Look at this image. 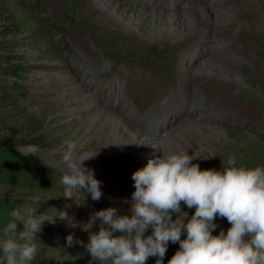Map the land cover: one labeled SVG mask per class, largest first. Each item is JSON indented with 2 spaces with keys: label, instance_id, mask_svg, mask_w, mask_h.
Segmentation results:
<instances>
[{
  "label": "rangeland",
  "instance_id": "1",
  "mask_svg": "<svg viewBox=\"0 0 264 264\" xmlns=\"http://www.w3.org/2000/svg\"><path fill=\"white\" fill-rule=\"evenodd\" d=\"M91 1L0 0L15 21L14 28L3 37L2 43L5 51L0 58V95L4 97V107L0 108V113L8 112L13 116L16 126L20 124V118L31 119L33 128L36 127L35 123L38 124L36 135L40 136L43 142L40 145L18 147L12 144L0 145V240L4 238V226L12 219L10 213L17 206L36 207V216L46 211L47 214H53V209L57 212L66 210L80 222H87L91 213L109 206L117 207L118 215L131 216L125 201L131 200L135 190L132 174L146 166L148 160L153 158L148 157L132 170H124L118 175L114 172V167L121 162L118 158L110 160L108 164L113 167L107 168L104 174L97 169L85 168L92 170L95 178L101 182V199L93 201L90 194L84 193L83 190L74 192L73 198H66L61 183L53 175L50 182L47 181L40 170L49 167L62 178V152L65 142L71 139L77 144V156L89 151L94 142L80 145L83 139L90 135L87 131L88 113L78 111L72 119V116L62 113L66 107L65 102H55L57 89L63 87L53 83L58 74L68 73L86 92L97 98L104 110L128 115L131 126L139 128L145 134L149 133L147 135H154L155 138L161 136V139H168L171 134L182 131L181 128L175 130L174 125L183 117H198L201 121L209 119L204 116L201 107L191 108L190 95L193 90L189 88L190 93L184 92V87L178 81L176 65L177 60H181L184 72L192 74L200 71L205 65L204 59L212 54L215 48L211 42V31L199 37L196 42H183L181 49L185 50L186 54L181 59L179 49L171 53L167 43L149 42L147 31L153 27V18L146 17L140 22L141 33L133 28L114 30L111 29L112 25L94 21L100 9L95 8L94 1ZM108 1L117 10L126 9L125 5H128L162 14L177 11L184 16L180 10L182 0H126L125 3L119 0ZM241 1L198 2L206 4L205 7L216 12L225 7L226 2L238 5ZM259 2L263 3L264 0ZM2 23L0 19V28ZM262 36L264 40V30ZM80 42H84L96 56L109 61L110 66H91L81 55L83 48H80ZM242 48L245 49L244 46ZM262 56L264 57V54ZM261 66L260 69L264 73V66ZM238 69L243 73L249 72V68L244 64L239 65ZM45 78L49 79V83H43ZM248 80L240 94H237L236 100L239 103H253L264 113V83L253 78ZM191 83H195L194 78ZM209 87L214 90V95L221 96V99L230 98L226 95L229 93L227 89L218 83L214 82ZM71 105L77 107L78 103L71 102ZM147 111L153 121H147L146 117H143L141 123H137L140 114ZM209 123L224 131V136L221 137L223 142H212V149L202 154V162L199 163L201 169L219 170L222 168V159L226 160L232 154L237 157L238 163L246 166L264 165V128L258 129L256 124L239 125L235 118L227 114L219 115L215 119L213 117ZM172 126L175 129L170 131ZM13 132L15 137H28L24 132L15 129ZM173 138L177 140L178 136L174 135ZM159 145L160 151H170L161 141ZM110 170L118 178L106 180L105 175L112 173ZM33 175L41 185L34 182ZM181 208L188 212L189 216L195 211V208L188 209L183 202ZM175 218L173 215V219ZM54 219L55 223L45 221L42 231L36 234L42 244L39 245L41 250L35 259L48 258L58 264H99L91 259L81 244L66 246L69 233L73 234L74 240L83 241L84 244L88 242L89 233L80 227H67V222L58 216ZM215 223L217 228L214 235L225 226L230 227L226 218L219 216L216 217ZM99 225L100 221L97 220L93 231H98ZM22 228L23 225L18 221L17 230ZM150 232L151 229L146 235ZM185 236L186 233H182L181 239ZM178 248V242H169L163 264H167ZM155 261L156 257H149L146 264H155Z\"/></svg>",
  "mask_w": 264,
  "mask_h": 264
},
{
  "label": "clouds",
  "instance_id": "2",
  "mask_svg": "<svg viewBox=\"0 0 264 264\" xmlns=\"http://www.w3.org/2000/svg\"><path fill=\"white\" fill-rule=\"evenodd\" d=\"M76 147L69 139L62 152L63 195L73 198L74 192L83 190L99 201L101 182L81 166L89 155L77 156ZM199 157L197 152L189 155L187 149L160 151L136 170L135 190L125 201L131 216L118 215L119 209L109 206L80 222L66 210L36 216V207L13 208L0 240L3 264L33 261L42 244L36 234L45 221L55 223L57 216L67 227L89 233L87 244L69 233L66 246L81 244L99 264H146L149 257L163 264L169 242H178L179 248L167 264H264V165L246 166L232 154L222 159L219 170L201 169L193 163ZM182 202L188 209L195 208L194 213L189 216L183 211ZM217 216L226 218L230 227L214 235ZM97 220L98 231H93ZM18 221L23 225L19 231Z\"/></svg>",
  "mask_w": 264,
  "mask_h": 264
},
{
  "label": "bare ground",
  "instance_id": "3",
  "mask_svg": "<svg viewBox=\"0 0 264 264\" xmlns=\"http://www.w3.org/2000/svg\"><path fill=\"white\" fill-rule=\"evenodd\" d=\"M92 1L95 3L94 7L100 9V13L94 18V21L112 25L111 29L114 30L133 28L141 33L139 31L140 22L146 17L153 18V27L147 31L149 42L151 44L165 42L169 45L171 53L179 49L181 59L186 54L185 50L181 49L183 42H196L199 37L210 33V31L211 42L215 48L213 53L204 59L205 65L197 73L184 72L181 60H177L179 83L184 87V92L190 93L189 88L193 90L190 95L191 108L201 107L204 110L202 113L209 119L201 121L198 117H183L175 123L176 129L174 126L169 128L170 131L179 128L182 131L171 134L172 136L168 139H163L164 137L161 139V136L155 138L154 135H147L149 133L145 134L139 128L131 126L128 115L104 110L100 107L97 98L92 93L86 92L81 84L76 83L74 77L68 73L58 74L53 83L63 85L62 88L57 89L55 98V102H65L66 104L62 113L72 116V119L78 111L88 113L86 115L89 121L87 131L90 135L83 139L80 145L92 142L94 145L83 154L89 155L87 159L81 161L83 168L97 169L104 174L107 168L113 167L112 164H108L110 160L118 158L121 162L116 163L117 167H114L116 169L113 170L115 173L117 172V175L121 174L124 170H132L148 157L159 155L160 141L170 151L187 149L189 155L197 152L200 157L193 163L199 164L202 162V154L212 149V142H223L221 137L223 138L224 131L215 124L209 123L213 117L215 119L219 115H230L235 118L236 123L242 126L256 124L258 129L264 128V113L253 103H239L236 100L237 94H240L241 89L247 84L246 80L249 81L248 79L253 78L264 83V73L260 69L261 64L264 66V57L262 56L264 54L262 38L264 2L242 0L238 5L226 2L225 7L221 9L217 7L218 10L214 12L210 11L207 6L205 7L206 4L199 3V0H182L180 9L184 14L182 17L181 13L179 14L177 11L162 14L128 5H125L126 9L117 10L108 0ZM119 2L125 3L126 0H119ZM219 2L220 0H218ZM241 15H244L245 19ZM80 43L82 46L80 48H83L80 51L81 55L91 66L94 68L110 66L109 61L96 56L84 42ZM241 64L249 68L248 73H243L238 69ZM136 72L138 73V71ZM193 78L195 83H191ZM70 80L74 82L71 83ZM214 82L226 88L229 92L226 95L230 98L226 99L223 96L225 99H221V96L214 95V90L209 87ZM43 83H49V79L45 78ZM71 102L78 103V106H72ZM143 117H146L147 121H153L147 111L145 114H140L137 123H141ZM174 135L178 136L177 140L173 138ZM171 145L172 147H170ZM127 161L128 164H126ZM114 172L110 175L107 173L105 179L118 178Z\"/></svg>",
  "mask_w": 264,
  "mask_h": 264
},
{
  "label": "trees",
  "instance_id": "4",
  "mask_svg": "<svg viewBox=\"0 0 264 264\" xmlns=\"http://www.w3.org/2000/svg\"><path fill=\"white\" fill-rule=\"evenodd\" d=\"M0 19L3 21L2 26L0 28V58L2 57L5 48L2 46L3 43V37L6 36L15 26V21L12 16H10L7 12V10L3 7V3L0 2ZM4 97L0 95V108L3 106ZM5 105V104H4ZM20 116L23 115L19 114ZM32 120H27V118L23 117L20 118L18 123H20L18 126H16L15 122L16 120L13 119V116L11 117L8 112L6 113H0V145L2 144H12L14 146H27V145H40L42 142L40 136L36 135L38 132L37 125L31 122ZM15 131L24 132L26 136L28 137H15L13 136ZM32 131V132H31ZM28 133V134H26ZM41 174L45 177L47 181L50 182L51 175L55 177L56 180L61 181V176L57 175L53 169H43L40 170ZM34 176V175H33ZM32 176V178H33ZM34 182L41 185V183L38 181V178L34 176L33 178ZM227 226H225L223 229L226 231ZM3 256H2V249H0V264H3ZM29 264H58L56 261H53L48 258H41V259H33V261L29 262Z\"/></svg>",
  "mask_w": 264,
  "mask_h": 264
}]
</instances>
